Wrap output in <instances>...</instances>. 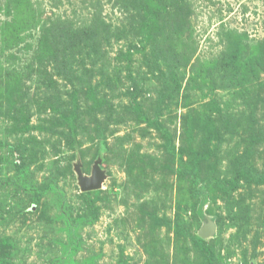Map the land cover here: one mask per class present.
Returning a JSON list of instances; mask_svg holds the SVG:
<instances>
[{"label":"rangeland","instance_id":"obj_1","mask_svg":"<svg viewBox=\"0 0 264 264\" xmlns=\"http://www.w3.org/2000/svg\"><path fill=\"white\" fill-rule=\"evenodd\" d=\"M0 264H264V0H0Z\"/></svg>","mask_w":264,"mask_h":264},{"label":"water","instance_id":"obj_2","mask_svg":"<svg viewBox=\"0 0 264 264\" xmlns=\"http://www.w3.org/2000/svg\"><path fill=\"white\" fill-rule=\"evenodd\" d=\"M75 171L82 191L96 190L100 188L103 172L97 162L94 163L90 175H84L78 166H75ZM202 233H204V231H202Z\"/></svg>","mask_w":264,"mask_h":264},{"label":"trees","instance_id":"obj_3","mask_svg":"<svg viewBox=\"0 0 264 264\" xmlns=\"http://www.w3.org/2000/svg\"><path fill=\"white\" fill-rule=\"evenodd\" d=\"M90 192H91V194H92L93 196H95V195L98 193L97 190H93V191H90ZM196 244H197V246H198L199 248H201L203 251L209 252V249H208L205 245L202 244V242H201L200 239H198V240L196 241Z\"/></svg>","mask_w":264,"mask_h":264}]
</instances>
